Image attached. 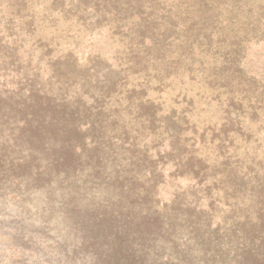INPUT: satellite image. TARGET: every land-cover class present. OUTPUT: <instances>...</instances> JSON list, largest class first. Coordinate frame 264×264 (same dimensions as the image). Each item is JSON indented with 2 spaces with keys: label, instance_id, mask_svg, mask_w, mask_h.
Returning <instances> with one entry per match:
<instances>
[{
  "label": "trees",
  "instance_id": "1",
  "mask_svg": "<svg viewBox=\"0 0 264 264\" xmlns=\"http://www.w3.org/2000/svg\"><path fill=\"white\" fill-rule=\"evenodd\" d=\"M0 3L50 5L49 28L17 21L54 84L0 90L17 256L264 264V82L245 64L264 42V0ZM89 29L107 34L110 65H78L68 40Z\"/></svg>",
  "mask_w": 264,
  "mask_h": 264
},
{
  "label": "rangeland",
  "instance_id": "2",
  "mask_svg": "<svg viewBox=\"0 0 264 264\" xmlns=\"http://www.w3.org/2000/svg\"><path fill=\"white\" fill-rule=\"evenodd\" d=\"M1 1L6 2L8 0ZM49 6L47 3H33L32 7L29 6L22 10L16 7L10 9V4L0 3V90L10 91L20 79L21 83L25 81L38 82L39 86H43L44 90L47 91L54 84L49 77L50 72L45 68L44 60L39 61V51L34 49L28 37L26 38L21 34L19 25L23 19L28 22L34 19L39 24L43 23L44 27L49 28L47 25L49 18L44 11ZM19 16H22L23 19L20 18L18 22L17 17ZM43 26L41 28L45 33H48L46 31L49 30L44 29ZM40 38L44 41L42 36ZM55 42L58 44L60 41L55 40ZM68 42L75 48L74 54L79 66L85 62V59L93 55H98L106 65H110L113 49L107 34L103 31L96 32L89 29L83 31L79 38L68 40ZM51 49L53 53L57 52L58 56L64 51V48L57 45H52ZM245 64L247 72L264 82V42L249 48L246 53ZM164 193H166L165 198H168L167 189ZM12 208L10 204L0 207V214H2L1 212L6 214L3 218L0 217V228H5L0 230V264H56L46 257L35 259V257H19L15 254L13 241L6 237L7 229L16 222L13 219Z\"/></svg>",
  "mask_w": 264,
  "mask_h": 264
}]
</instances>
